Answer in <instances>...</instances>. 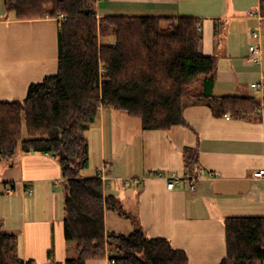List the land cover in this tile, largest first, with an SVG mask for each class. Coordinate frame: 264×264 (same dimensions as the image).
Instances as JSON below:
<instances>
[{
	"label": "crops",
	"instance_id": "0c3cea01",
	"mask_svg": "<svg viewBox=\"0 0 264 264\" xmlns=\"http://www.w3.org/2000/svg\"><path fill=\"white\" fill-rule=\"evenodd\" d=\"M96 4L98 17L197 18L204 35L203 52L212 56H216L212 35L223 20L247 19L264 26L261 0L257 1L261 19L246 14L236 0H98ZM6 7L0 0V101L5 102L25 98L32 83L57 73L62 24L61 17L20 19ZM261 37L252 35L250 43L263 44V52ZM248 51L216 56L214 95L258 98L255 91L260 90L258 99H264V82L260 89L251 87L262 81L264 55L262 63L255 64L247 60ZM119 111L102 107L96 121L100 126L92 133L101 166H110L104 193L114 198L115 208L105 212L107 232L129 234L140 226L147 236L166 238L184 251L189 264H220L227 256L226 219L264 216V177L254 175L264 169V113L258 109L235 119L227 117L230 113L217 116L205 104H192L184 111L186 123L169 130H145L129 121L126 131L110 127L112 155L107 156V117L114 121ZM190 155L198 158L194 171L186 167ZM123 158L124 163L114 165ZM200 169L219 175L199 174L194 190L188 180L169 190L167 180L156 175L184 177L187 172L198 175ZM126 178H138L139 183L125 185ZM63 180L61 164L51 153L20 150L13 161H0V231L18 237L19 258L25 262L65 264L73 256L74 245L65 238ZM28 188L33 194L27 193ZM110 255L87 264H116Z\"/></svg>",
	"mask_w": 264,
	"mask_h": 264
},
{
	"label": "trees",
	"instance_id": "16d2710c",
	"mask_svg": "<svg viewBox=\"0 0 264 264\" xmlns=\"http://www.w3.org/2000/svg\"><path fill=\"white\" fill-rule=\"evenodd\" d=\"M96 3L5 0L20 19L61 17L62 24L57 73L32 83L23 99L0 101V161H13L20 150L59 160L65 238L77 253L65 264H87L108 251L116 264H189L184 251L166 238L147 236L140 226L129 234L107 232L105 212L115 201L105 196L98 175H82L90 161L86 132L99 107L126 111L145 130H169L186 123L184 111L192 104L236 119L264 111V101L214 95L218 58L203 52L197 18L98 17ZM261 9L264 14V0ZM197 161L188 157L187 169L196 170ZM225 228L227 256L220 264H264V216L229 217ZM18 247L16 235L0 231V264H24Z\"/></svg>",
	"mask_w": 264,
	"mask_h": 264
},
{
	"label": "rangeland",
	"instance_id": "374dc122",
	"mask_svg": "<svg viewBox=\"0 0 264 264\" xmlns=\"http://www.w3.org/2000/svg\"><path fill=\"white\" fill-rule=\"evenodd\" d=\"M236 1H237V5L239 8L242 9V7H244L246 14H248V13L250 14V12H253L252 17L253 18L258 17V14H257L258 13V6H257L258 0H236ZM199 12L203 13L202 10H200ZM255 14H257V15H255ZM223 22L224 23H221V25H218L217 31H214V34L212 35V37H213L212 39H214L212 41L213 49L215 51L214 53L216 56L219 57V59H221L222 57L227 55V53H229V52H232L233 54L242 53L245 55L247 49L251 45V43H250L251 37L254 33H258V34L261 33V35H262L261 38H263V43H264V26L263 27L260 26V24L258 22L247 20V19H245V20H231V19H229V20H223ZM262 49H263V44H262ZM263 55H264V51H263ZM255 94L258 98H260L262 95L260 90H258V91L256 90ZM262 101H264V99ZM260 109L264 113L263 109L262 108H260ZM109 110H112V109H108V110L106 109V112H109ZM129 118L130 117H128V113L126 111H119V117L116 118V120H114V121L110 120V117H107V123H106V139H107V147H108L107 156L112 155V154H110V136H111L110 135L111 134L110 133V127H111V130H112V128H115V126H116L118 130L126 131V128L128 125L127 122H129V121H133L135 124V127L137 126V124H139V125L141 124L140 119L135 118V117H131L132 120H130ZM90 126L91 127L86 132L87 137H89V139H90L89 167H87L86 169H84L82 171V175H84L85 177H89V178L91 177L90 175L96 174L97 168H99V169L103 168L101 166V155H100L98 147L96 146L95 139H94L93 134H92L94 131L98 130L97 127H99L100 125H98V122H95ZM130 129H132V127H130ZM123 134L124 133H122V132L119 133V135H123ZM121 146L124 147L123 142H121ZM108 161H109V159H108ZM1 162H3V161H1ZM124 162H125V160L123 158V160L121 159V162L119 160H115L113 163H114V165H116V163H124ZM107 168L109 170L110 166ZM105 173L109 177L110 172L105 170ZM119 173H121V171H119ZM72 244L74 245L73 242H72ZM73 250H74V253L72 254L73 255L72 257H76L77 253L75 250V245H74Z\"/></svg>",
	"mask_w": 264,
	"mask_h": 264
},
{
	"label": "built area",
	"instance_id": "2783aa9c",
	"mask_svg": "<svg viewBox=\"0 0 264 264\" xmlns=\"http://www.w3.org/2000/svg\"><path fill=\"white\" fill-rule=\"evenodd\" d=\"M250 14H252V13H250ZM257 15V14H256ZM258 18H262L259 14H258ZM255 37H260V34H258V33H254L253 34ZM249 54H248V56H247V60L249 61V62H252V63H255V64H261L262 63V61H263V52H262V47H261V44L260 43H253V44H251L250 45V47H249ZM103 71H102V68H101V73H102ZM263 82H264V74L262 75V81H260V83L259 82H254V83H252L251 84V87L252 88H256V89H260L261 87H263ZM102 109V107H99V111ZM227 117L228 118H230L231 117V115L230 114H228L227 115ZM107 167H109L108 166V164H105V165H103V168L99 171V173H98V176L101 178V180H102V182L104 183V185L107 183V181H108V176L106 175V173H105V170H107ZM199 174H206L209 178H216L219 174L218 173H216V172H212V171H209V172H206L205 170H202V169H200V171H199V173H198V175H194L193 173H191V172H187V174L186 175H184V177H178V176H172V177H165V175L162 173V172H157V176L158 177H163V178H165L166 180H167V188L169 189V190H171V189H174L175 188V186L177 185V184H180L183 180H188L190 183H191V186H190V188L192 189V190H194L195 189V184H196V181L199 179ZM255 177H257V178H262V177H264V169H261V170H259V171H257V172H255ZM202 176V175H201ZM200 176V177H201ZM124 183H125V185H136V184H138L139 183V179L138 178H126L125 180H124ZM59 186L60 185H62V183H59L58 184ZM9 190V194H12L13 193V191H14V189L13 188H11V189H8ZM27 193L28 194H33V189L32 188H28L27 189ZM110 251H108V253H109ZM24 264H28V262L26 261L25 262V260H22V259H20ZM112 263H115V259H109ZM40 264V263H39Z\"/></svg>",
	"mask_w": 264,
	"mask_h": 264
}]
</instances>
